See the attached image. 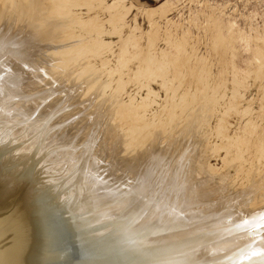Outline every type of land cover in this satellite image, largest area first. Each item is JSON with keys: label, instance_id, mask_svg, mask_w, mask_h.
<instances>
[{"label": "bare ground", "instance_id": "bare-ground-1", "mask_svg": "<svg viewBox=\"0 0 264 264\" xmlns=\"http://www.w3.org/2000/svg\"><path fill=\"white\" fill-rule=\"evenodd\" d=\"M91 1L94 2V0ZM91 1L88 0L89 3ZM62 2L64 1L47 0L44 3L40 2V0H0V203H10L29 180L32 179L34 181L35 195L49 215L56 253L60 257L59 260L48 261L43 264H264V174L261 173L260 176H255L256 172L259 174L256 164L257 168L254 166L253 169L250 168L251 173L248 174L251 175L247 176V181L240 180L243 181L242 184L240 182L236 185L234 182L231 186H229L231 183L227 185L225 182V175L227 174L225 173L220 174L218 181H210L213 179L212 177L210 179V176H212L214 168L208 164L211 170L207 168L208 166L204 162L205 159L204 161L202 160V154L205 151L203 152L202 150L203 153L200 154V149L197 148L198 138L193 140L194 137L192 139L190 136L191 133H198L202 125L199 127V123L194 121L192 123L189 122V125L186 123L185 125L187 126L182 130L181 127L180 131L177 130L178 133L175 130V136L169 135L172 137L171 140L170 137H164L168 135V129L165 130L167 133L165 135L161 131L168 125L164 124L166 127H162V123L161 127L163 129L160 127L149 131L148 127L151 128L150 125L147 127V124L150 123L149 121L146 124V121L141 118L143 116L139 117L140 114L136 112L134 113L138 115L133 113L131 115V108H129L131 105L129 107H126V105L124 107L123 105L122 108L119 103V107L122 109H119L116 113V116L120 118H118L119 120L115 119L117 120L116 123L119 124L118 121H122L121 114L126 116L130 112L128 117L131 118H128L129 120L123 119L122 122L125 124L124 121H126V125H129L124 129V133L122 132L123 135L125 134L124 137L130 135V141H132L131 145L129 140V142L124 140L125 144L135 147L142 145L139 141L141 139L139 136L141 135L142 137L143 134L142 138H145V141L140 146L142 149L136 148L137 151L132 149L131 146L128 147L130 149L127 150L129 152L126 151L127 153L123 149L124 151L122 152L125 156L132 151H136L133 154L135 159H133L134 161L132 160V163L128 161L127 167L132 166L131 170L125 169L123 172L118 167V171L120 170L124 174L120 172L117 174L119 176L115 177L113 174H116V169L111 170L112 168L109 165H105L104 161L108 160V158L118 159L124 157L122 154V156L119 155L121 147H118L120 145L116 147L117 141L115 139L120 133L118 132L119 135H115L116 132L114 133V130L118 126H116L114 121L111 125L109 122L107 126L104 124L105 126L103 125V127L106 130L101 132L103 133V136L100 135L102 137H99L93 131L101 123L100 121L103 124V122L115 116L113 115L115 113L114 110L111 113L106 112L108 116H111L102 117V119L100 117L101 113H93V118L91 117L90 122L88 121L86 122L88 124L84 125V128H88V132L80 138L78 135L79 128L74 131L68 129L70 132L64 128L60 129L65 124L66 116L68 115L69 117L73 113L71 112L70 114V110H68L71 106L70 95L73 92V81V83L70 81L71 84L67 82L70 89L68 90L69 93L67 92L69 98L63 100V103L66 102L65 106L61 103L59 107L55 108V104H53L54 106L52 107L47 105L48 108L46 106V109L43 105H39L42 94L40 95V90L29 92L35 84L34 82L30 84V79L26 77L25 73L27 74L28 70H37V66H40L42 70L43 66L41 65L43 64L50 65V67L44 65L48 69L52 68L55 70L60 67L61 70L67 65L68 60L76 57L74 56L76 54L74 50L76 45L72 47L67 42L59 43L62 38L64 40L71 38V35H69L71 32L67 30L71 23L66 24L67 22H64L66 19H63L65 10L61 11V13H64L62 17L60 16L63 20L57 17L59 9L56 7L62 5ZM69 2L72 3L73 1ZM74 2H78V0H74ZM74 2L73 5L68 4L75 7L77 4L74 5ZM70 5H64L66 8L63 7V9H67ZM121 9L117 13L115 12L116 14L114 15L111 13V18L116 17L118 20V28L114 27L115 30L113 32L114 34L120 33L119 35L122 34L121 31L127 24L125 17L128 14ZM67 10L69 12V9ZM153 10H151V13ZM53 15L57 18H54L55 16ZM70 19L71 17L69 21ZM58 29H63L61 41L55 43V45L58 43L59 45H48L47 39ZM101 29L97 27L96 31ZM92 30H95V28ZM98 34L101 35L103 33ZM130 35L127 38H121L123 41L122 45H120L123 50L128 48L129 37L132 36ZM97 37L93 41L96 42L99 48L104 42V38L102 36ZM75 39L73 37L74 41H76ZM88 41L85 42L88 43ZM94 44L90 45L94 46L95 50L97 47ZM43 46L45 47L43 48ZM101 47L104 48L103 46ZM77 49L79 48L77 47ZM85 49L82 50L85 51ZM46 50L50 53V56L48 55L49 59L46 58V61L51 60L52 63L49 61L48 64L45 59V63L42 60H39V62L35 61V55L43 52L46 54ZM97 51L99 50L97 49ZM123 53L124 51H122ZM59 54L63 56L60 55V59L57 60ZM52 60H54V63ZM145 60L149 64L156 66L164 64V59L160 60L152 53L145 54L144 62ZM77 65L78 62L76 63ZM31 66L32 69H29ZM70 66H67V68H70ZM86 66V69L81 70L84 73L87 71L92 72L95 69L91 68L92 65L90 68ZM73 67L75 66L73 65ZM67 68L62 69V71L67 70ZM72 70L74 71L75 69L73 68ZM33 71L31 74L34 75L35 71ZM37 71L40 72V69ZM61 73L63 75V72ZM65 74H67L66 71L64 72ZM94 77L87 80L88 84L85 83L86 87L81 86L80 91L75 90L77 95H80V99L77 100H81L87 94L88 96L89 94L93 95L91 90L96 83ZM36 82L38 83V81ZM104 83L102 84L104 85ZM106 85L109 86L110 83L107 84L106 82L104 86ZM104 88L102 86L99 89L103 91ZM93 89L97 90L95 87ZM48 90L50 94L47 91L46 93L48 94L45 96L54 94V92L50 91V88ZM37 92L39 93L38 97L29 96ZM99 92H94L95 97L100 93L102 94V92ZM37 98H39V101ZM52 102L54 101L52 100ZM117 104H114V107ZM42 106L45 108H43V118L41 117V120L38 121V128L34 129L36 132L33 137H30V134L32 135V132H34L31 128L33 126L29 124L31 118L34 117L30 111L36 108L39 110ZM61 107L62 109H60ZM107 107H110V105L108 106L107 104ZM20 108L25 111L24 113L21 111L23 113L22 118H17L21 114L15 115L16 118L13 117V114H16V111ZM65 109L68 110L69 114L62 115L63 119L59 114L63 113L62 111ZM133 109L131 110L132 112L134 111ZM58 115L61 117L60 119L57 118ZM144 115L146 114L144 113ZM124 116L123 118H125ZM11 117L16 119V121L13 119L16 123H13ZM105 119L107 120L105 121ZM112 120L110 119V121ZM173 120L177 121L174 118ZM173 120L171 119V121ZM82 126L79 125L78 127L81 129ZM46 127H50V132L49 129H45ZM70 129L75 128L72 127ZM20 132L22 133L21 137H19ZM54 132L59 134L57 136L54 134V136L52 134ZM82 132L84 133V131ZM49 133L51 136L49 141H47L48 139H45V137L48 135L49 138ZM170 133L172 134V132ZM200 136H203V134ZM124 137L122 136V138ZM137 137L141 144L138 143L136 146L133 144L138 142L135 139ZM9 139H12L14 144H11L12 141L10 140V145ZM166 139H170V141L164 142ZM46 142L55 144L47 148ZM100 143L106 146V150L100 151L101 149L97 148ZM138 151L141 152L139 153ZM238 154L237 159L239 158L240 160V155ZM236 161L232 160V164ZM112 163L114 162H111L110 165ZM229 163L231 164L230 161ZM141 164L146 165L145 168H140ZM236 168L238 169V167ZM242 169H244V166ZM241 170L239 173H244ZM247 170L250 172L249 168ZM252 171L255 173L253 172L252 174ZM261 171L263 172V170ZM126 177L128 180H125Z\"/></svg>", "mask_w": 264, "mask_h": 264}, {"label": "rangeland", "instance_id": "rangeland-1", "mask_svg": "<svg viewBox=\"0 0 264 264\" xmlns=\"http://www.w3.org/2000/svg\"><path fill=\"white\" fill-rule=\"evenodd\" d=\"M46 1L47 0H40V2L44 3ZM61 1H64L62 2V5L56 7L59 9V11H57V14L58 12L60 14H58L59 16L57 15V17H59L58 19H62L61 17L64 13H61V11L65 10V17L63 16V19H66L64 20L65 23L67 22L66 24L71 23V26H68L67 30H69L68 32H71L69 33V35H71L72 39L69 37L68 39L64 40L61 37L63 34V29H58L53 32L52 36L49 39H47V44L50 46L53 44L55 45V43H57V41H61L60 38H62V41L59 43L62 44L67 42L69 45H72V47L76 45L80 50L75 46L74 50L76 54L74 56L76 57L72 58L73 60L70 59L71 62L70 60H68L67 65L64 66V68H67V66L70 65L72 67L70 66V68H67V70L65 69L67 74L64 75L65 71H62V69L64 70V68H61V70L60 67L59 69L55 70L50 68V70L45 67H50V65H41L40 62L39 65L43 66L42 70L40 66H37L38 69H40V72L37 71L38 69H32V66L31 68L29 67V69L35 71L34 75H39H36L34 77V75L31 74L32 70L30 71L28 69V71H26L29 74L27 73V75L25 73L26 77L30 79V84L34 82V87H36L31 88L29 92L32 93L33 90V92L40 90L39 93L40 95L42 94V99H40L39 101V98H37L40 103L38 104L43 105L45 108L47 105H51L50 107H52L54 106L53 104H55L54 107L56 108L59 107L61 103L65 106L66 102L63 103V100L69 98L68 90L70 89V87L68 88L67 82L73 81L74 84L76 83V85L73 84V92H71L72 95H70L71 106L68 109L70 110V114L71 112L73 113L68 117V110L65 109L62 111L63 113L59 114L60 116L67 115V118L65 117V124L63 125V127H60V129L64 128L67 129V131L68 129L74 131L79 128L78 135L80 136V138H82L88 132V128H84V125L88 124L86 122H90L91 117L94 115L93 113H101L100 117L102 119V117H107L108 113H111V111L114 110L115 113L112 112L114 113L113 115H115L113 116L114 119L112 120L113 117L110 118L112 121H110L109 118V120L105 119V121H107L103 122V124L102 121H100V124L102 125L99 124L98 127H95L96 129H93V131L99 137H102L103 133L101 132H104V130H106L103 125L106 124L107 126L109 125V123L111 125L113 121L114 123H116L117 120L120 119L116 116V113L119 111L120 107H122L123 105L124 107L125 105L126 107H129L131 105V107L129 108H131V110L132 108H134V111L132 112L130 110L131 113H129L131 115L132 113L135 114L134 112L140 114L139 117L143 116L141 118L146 121V124L149 121L150 123L147 124V127L148 125H150L151 127H148L149 131L160 128L162 126V123V127L165 126L164 124L168 125L167 127L165 126V129L161 127L164 131L168 129V135L164 136L166 138H169L174 134L176 135V133H178L177 130L180 131L181 127L182 130L187 126L185 125L186 123L188 124L189 122L192 123L194 121L195 123H199V127L202 125L198 133H191L190 136L191 138L194 137V139L192 138L193 140H196L198 138L197 148L200 149V154L204 151L206 152L202 154V160L204 161L205 159L204 162H206V165L208 164L215 169V171L213 169V172L211 174L212 176H210V179L211 177L213 179L210 181H218L220 174L225 173L227 174L225 175V182L227 183V185L231 183L229 185L231 186L234 182L236 185H238L240 182L242 184L243 181L240 180L243 179L244 182L247 181V176L251 175L248 173H251V169H253L254 167L259 168H257L259 174L257 172L255 173L254 171H252V174L254 172L255 176L257 177L258 175L260 176L261 173L264 174V0H94V2L89 0L91 1L90 3L88 2V0H84L82 2L80 0H78V2H74V0H72L75 3L74 5L77 4L75 7L71 6L73 5V2H69L71 0ZM79 2L80 6L78 5ZM66 3L67 5L71 4L67 8L69 9V12L67 9H63L64 5L67 6ZM120 9L123 10V12L128 13L125 17L127 24L125 27H123L124 29H122L121 35H119L120 33L114 34V27L118 28V20L116 19V17H114L115 19L113 17L111 18V13L112 15H114ZM125 9L129 10L127 11ZM151 10H153L152 13ZM57 17L55 16L54 18ZM68 17H71L72 20L70 19L69 21ZM111 19H114L113 22ZM97 27L102 29L100 31H96ZM90 28H95V30H92ZM98 33L103 34L99 35ZM129 34H131L132 36L130 35L131 37H129V43L127 45L128 48L123 50L121 48L123 41L121 38H127ZM77 35H82L81 37L79 36L81 39ZM97 36H102L104 38V42H102L103 45L101 44L99 48L97 47L96 42L93 41ZM73 37L74 39L76 38L75 40L78 42V44H76L77 42L73 40ZM81 41L82 43H80ZM85 41H88V43ZM59 43L55 46H58ZM89 43L92 45L95 43L94 45H96L97 48H95L94 50V46L90 45ZM107 43H109V45H107ZM101 46H103L104 48H102ZM44 47L45 46H43V48ZM84 48H86L85 51L82 50ZM97 49L99 51H97ZM121 49L122 51H124L123 54ZM81 50L82 52L80 53ZM95 51H97L98 54ZM45 53L46 54H44V52L39 54L37 53V55H35V61L39 62V60H42L43 63L47 62L49 64V61L50 63H52L51 60L46 61L47 59H49L48 55L50 56L49 51L46 50ZM148 53L156 55L158 58H160V60L164 59V64L156 66L154 64H149L148 62H146V60L144 62L145 54ZM60 55L61 54H59L58 56L59 58L57 57V60H59L60 57L63 56ZM52 61L54 63V60ZM122 61L124 64L121 63ZM77 62L81 67L78 65L76 66ZM73 65L77 68V71L76 68L73 67ZM86 65L89 68L92 65L93 67L91 66V68H95L96 70L94 69V71L92 70V72H88L87 70H85L87 71L86 73H84V71L82 72L81 70L86 69ZM73 68L75 69L74 71L76 73H73ZM43 71L44 73H42ZM61 72H63V75ZM70 72H72L74 75ZM78 73L80 74L79 76ZM81 74L82 76H84L82 77ZM57 75L58 77L56 78ZM93 75L96 77H94ZM77 76L79 77V79H77ZM91 77H94L96 80L97 84L95 83V89H101L102 86L103 88H106L103 89L104 93L100 89L98 91L94 90L93 87L91 90L93 95L89 94L88 96L87 94L86 96L82 97L81 100H77L80 99V95H77L75 90L77 89L78 91H80L81 86L86 87L85 83H87V80H90ZM36 81H38V83ZM105 81L107 82V84L110 83L109 86L106 85L108 88L104 86L106 84ZM83 83L84 85H82ZM102 83H104V85ZM98 84L100 87L98 86ZM49 88L50 91L54 92V94L45 96L46 94H48L46 92H49ZM42 90L44 92L46 90L44 95V92L42 93ZM93 91H100L102 92V94L99 92L100 94L98 93L99 95L95 97ZM37 93H33L35 95L30 94L29 96L38 97L39 93ZM110 95L111 97H109ZM55 97L57 100H54ZM52 100L55 103L52 102ZM113 100H117L118 104L117 101L114 102ZM119 103L121 104V106L119 105ZM107 104L108 106L110 105V107L112 105V107H107ZM114 104H117L115 106H118V108L114 107ZM104 105H106V108L104 107ZM43 106L39 110L38 108H36L30 111L34 115V117L32 116L33 118H31L30 122L28 121L29 124L33 126L31 127L29 125L32 128V131L38 128L37 123H39L38 121L41 120V117L43 116ZM60 109H62V107ZM7 110L9 109L7 108ZM21 111L23 113L25 112L20 108L16 111V114H13V117H15V115L17 114H21L20 117L17 116V118L21 119L23 114ZM129 113H127L128 115L126 116L121 114L122 116L120 117H122V121H118L119 124L116 123V126L118 127H116V130H114V133L116 132L115 135H119L120 133L118 137L123 140L122 141L118 137H116L115 139L117 141L116 147L119 145L120 146L118 148L121 147V151L118 150L120 154H118H122L124 155V157L118 158L119 160L108 158V160L104 161V163H106L105 165H109L110 168H112L111 170L116 169V174H113L115 177L119 176L117 174H119L120 172L121 174H124L122 173V171L124 172L125 169H132V166H129V168L127 167V164L134 161L133 159L135 158L133 154L137 151L136 148H140V146H142L145 141V138H142L144 134L142 135V137L141 135L139 136L141 138L140 140L138 139V137L135 138L136 141L139 140L142 143V145L137 146L139 141L136 142L133 137L132 140L136 142L133 145L137 146L135 147L131 146L132 141H130V135H126L124 137V129L129 125H126V121H124L125 124H123L122 122L123 119H131L130 117H128L130 116ZM144 113L146 115H144ZM59 115L57 117L58 119L61 118ZM79 116L81 117L79 118ZM110 116L111 115H109L108 117ZM123 116L125 118H123ZM13 117H11L12 120L16 118ZM131 117L133 118V116ZM173 118L177 119V121H174ZM171 119L173 121H171ZM166 120L170 123H168ZM15 121L13 120V123ZM151 122L153 123V125H151ZM79 125H83L81 129L80 127H78ZM183 125L185 126L183 127ZM72 127L75 129H70ZM49 128L50 127H46L45 129L48 130ZM120 128H122L123 130ZM148 129H146V131H148ZM163 130H161L163 134H167L166 131L164 132ZM82 131H84V133ZM35 132L36 131L32 132L33 134H30V137H33ZM56 132L52 134H55L57 136L59 133L57 134ZM170 132H172V134ZM22 133L20 132L19 137L22 136ZM202 134L203 136H200ZM50 136L51 134L49 133V138L47 135L45 139H48L47 141H49ZM122 136L125 139L122 138ZM172 137H170V139ZM12 139L8 140L9 144ZM170 139L168 140L170 141ZM119 140L120 142H118ZM124 140L125 142L129 140L131 142V145L125 144ZM168 140L166 139V141L164 142H167ZM11 144H14V142L12 141ZM54 144L55 143L53 142L47 143V148L52 147ZM124 146L127 147L124 148ZM130 146L132 149H136V151H132L131 153H128L127 156H125L122 151H124L123 149H125V153L129 152L127 150L130 149L128 148ZM214 147L215 149H213ZM97 148H99V150L101 149L100 151L106 150V146L102 143H100ZM141 151L138 152L140 153ZM237 154L240 155V160L239 158L237 159ZM232 160L237 161L233 162L232 164ZM110 161L114 162L115 164L112 163V165H110ZM229 161L231 162V164L229 163ZM145 166L146 165L141 164L139 167L145 168ZM210 166H208L207 168L211 170ZM243 166L244 169H242ZM118 167H120L119 169L122 171H118ZM236 167H238V169ZM240 167L242 170L240 169ZM247 167L249 168L250 172L247 170ZM240 170L241 172L244 171V173H239ZM261 170H263V172ZM111 177L113 178V176ZM125 180H128V178L126 177Z\"/></svg>", "mask_w": 264, "mask_h": 264}, {"label": "water", "instance_id": "water-1", "mask_svg": "<svg viewBox=\"0 0 264 264\" xmlns=\"http://www.w3.org/2000/svg\"><path fill=\"white\" fill-rule=\"evenodd\" d=\"M59 259L49 215L31 179L10 203H0V264H43Z\"/></svg>", "mask_w": 264, "mask_h": 264}]
</instances>
